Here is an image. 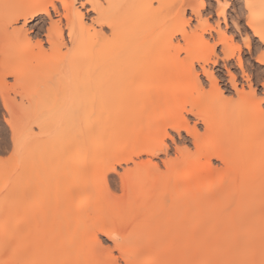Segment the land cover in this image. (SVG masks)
Segmentation results:
<instances>
[{"label": "bare ground", "instance_id": "6f19581e", "mask_svg": "<svg viewBox=\"0 0 264 264\" xmlns=\"http://www.w3.org/2000/svg\"><path fill=\"white\" fill-rule=\"evenodd\" d=\"M77 1L95 14L90 24L75 6ZM159 1L0 0V84L7 87L6 78H12L15 94L23 89L18 94L25 106L15 104L20 110H13L10 96H3L2 103L12 115L7 122L14 152L20 161L31 158L15 174L2 171L0 176L9 175L25 187L30 184V178H25L29 170L38 177L48 168H71L76 158L92 155L90 177L102 180L100 186L90 188L91 192L86 191L90 186H78V196L63 202L67 217L76 218V228L73 226L74 232L68 234L57 227L34 228L30 213L35 212L34 207L41 209L42 199L35 203V198L18 201L1 197L0 212L8 206L16 207L26 217L13 225L0 218V264H119L112 248L104 247L99 235L113 242L124 264H207L208 252L232 250L244 253L242 260L251 258L249 264L264 262L261 219L245 222L240 232H220L210 225L206 233L202 222L222 217L226 211L236 215L237 195L247 182H253V189L264 188V98L258 97L252 87L250 93L240 90L227 70L237 96L227 99L213 73H207L206 66L216 64V44L205 41L208 28L193 42L185 26L191 21L186 20L187 9L197 19L201 17L196 0H188L177 19L183 25L175 34L182 36L183 46L174 45L175 34L166 41L150 35L160 22L154 10ZM244 1L250 14L248 27L264 42L257 35L264 34V0ZM52 12L60 18L58 21L53 22ZM42 15L51 21L45 35L48 49L41 38L32 42L24 34L25 25ZM24 17L28 23L17 27ZM62 18L67 22L65 29L60 24ZM219 42L224 60L238 57L241 65L240 46L225 35ZM246 45L250 49V44ZM181 52L186 54L184 58ZM262 59L260 55L259 63L264 65ZM42 63L46 67L40 70ZM196 63L208 74L209 90L202 86ZM4 86L0 88L2 95L8 90ZM52 86L69 91L43 92ZM62 104L71 108L65 123L54 113ZM189 115L197 120L194 125ZM198 124L203 125V132ZM170 131L179 137L185 132L189 140L183 142L190 143L196 152L188 146L176 147L177 157L163 161L165 170H160L152 158L167 153ZM68 151L73 152L74 160L65 161L63 153ZM142 156L147 160H135ZM214 160L222 167L216 168ZM131 163L132 168L118 172V167ZM112 174L128 186L120 197L109 193ZM231 185H235L236 196L225 201ZM205 200L212 203L213 210L180 218L168 244L172 218ZM134 216L139 217L140 224L132 223ZM234 221V216H227L223 223ZM189 224L193 225L191 230ZM64 236L70 240L64 241Z\"/></svg>", "mask_w": 264, "mask_h": 264}, {"label": "rangeland", "instance_id": "374dc122", "mask_svg": "<svg viewBox=\"0 0 264 264\" xmlns=\"http://www.w3.org/2000/svg\"><path fill=\"white\" fill-rule=\"evenodd\" d=\"M188 0H161L154 4V10L158 12V16L160 18V22L157 23L153 27L154 31H150V35L154 38L157 37L161 41L168 40L172 35H174L177 30L181 28L183 24L178 23L182 16V12L184 7L186 6V2ZM176 2L174 5L173 3ZM201 2L204 3V6H201ZM196 5L200 8V15L201 17L197 19L195 15H193L190 9L186 11V20L190 21V26L185 25L188 33L192 36L193 42H196L199 35H201L202 30L204 28H208L206 33L204 34L205 41L209 42L210 45L216 44V55L215 58L216 64L213 65L210 63L206 66L207 73L214 75L218 80L219 88L222 90L225 98H236L234 92V87L232 86L231 78L227 72V70L231 71V74L234 75L237 82V87L242 90L244 89L246 93H250V87L255 89L256 95L260 98H264V65L259 63L260 55L264 56V42H261L260 39L254 36L251 29L248 27V16H250L248 9L246 8V2L244 0H196ZM221 5H225L221 8ZM57 6L60 9V12H64L62 9L61 3L57 2ZM75 6L84 13L85 23H91V18L95 17V14L92 12H87L85 8H82L80 5V1L75 3ZM201 6V7H200ZM89 8V6H87ZM176 8V9H174ZM182 8V10H181ZM172 10V11H171ZM174 12L173 14L169 12ZM162 12V13H161ZM181 12V13H180ZM221 12H223V16H221ZM178 13V14H177ZM177 14V15H176ZM176 16V17H175ZM179 18V19H178ZM53 22L58 21L60 18L55 17V14L52 12ZM178 19V21H177ZM169 20V21H168ZM87 21V22H86ZM167 22V23H165ZM51 21L45 16L42 15L34 22L25 25V36H28L32 39V42L41 38L43 43V47L48 49V43L46 42L45 35L47 34V30L50 27ZM62 28L65 29V24H67L65 19H61ZM162 24V25H161ZM179 24V25H178ZM159 25L160 28H159ZM17 27L24 26V23H18ZM157 27V28H156ZM196 28V29H195ZM159 29V30H158ZM157 30V31H156ZM107 31V30H106ZM66 32V33H65ZM153 32V34H151ZM155 32V33H154ZM192 32V33H191ZM64 39L66 42L68 41V32L67 30L64 31ZM40 36L38 37V35ZM155 34V35H154ZM171 34V35H170ZM176 35V34H175ZM225 35L228 41L233 42L237 46H240V57H241V65L239 64L238 57L235 59H231L228 61L224 60V56L222 53V46L219 42V38ZM152 38V37H151ZM176 39V40H175ZM233 40V41H232ZM176 43V44H175ZM246 43L250 44V49L247 47ZM184 40L182 36L176 35L174 38V45H184ZM186 54L184 52L180 53V57L184 58ZM1 59V58H0ZM46 67L45 63H42L39 66V69H44ZM200 64H195V69L199 78L202 82V86L209 90L210 88V79L208 74L203 70V67ZM1 68V66H0ZM212 72V73H211ZM7 87L0 84V88L4 86L7 88V92L4 91V94H0V164H1V171H6L7 174H15L18 171V167L22 166L25 162L31 160L29 159H22L20 161V157L14 152L13 147V140H12V132L8 124V119L10 120L12 115L3 106L2 97L3 96H10V98L14 99L13 103V110L19 112L20 106L23 105L20 94L23 92V89H17V93L15 94L14 90L15 87L13 86L14 80L12 78H6ZM47 87V90H43V92L48 93L53 91H64L68 92V89L60 88H53ZM48 91V92H47ZM16 102V103H15ZM15 104H18L15 106ZM264 106V103H263ZM49 107V106H48ZM16 108V109H15ZM70 111L71 108L66 105H60L54 109V113L57 117V120L60 122H68L70 119ZM14 115V114H13ZM188 117V116H187ZM188 120L191 125H194L197 120L189 115ZM198 129L201 132L204 131V127L202 124H198ZM37 130V129H35ZM172 138H166V143L168 145V151L166 154L159 153L156 157L152 158L153 162L157 164L160 170H165L163 161L166 159H175L177 157L175 148H184L188 146L192 153H195V148L190 143H184L183 141L189 140V137L186 135L185 132L182 133V136L179 137L174 131H170ZM90 137V136H89ZM91 138V137H90ZM137 141L134 140L131 144H135ZM206 143L210 142L208 139L205 140ZM62 155V153H61ZM64 157H66L65 161H72L74 160V154L72 151H68L63 153ZM202 161H205L203 157H198ZM94 160V156L88 155L83 158H76V161L73 162V166L71 168H64V167H54L48 168L43 174L38 177H34L36 172L34 170H29L26 174L25 178H30V184L28 186L22 187L21 181L15 183V181L9 175L7 177L0 176V198L8 196L15 200L21 201L23 199H31L35 198V203H40V199H42L41 209L35 210V212H31L32 221L34 228L41 227V229L46 228H60V231L63 233L68 234L74 232L76 228V218L67 217L63 210V202L65 200L75 199L78 196V186L81 187H89L86 191L91 192L92 186H100L102 184V180L100 178L91 179L90 173L92 171V162ZM136 161H145L147 160L146 156H142L140 158H136ZM213 164L216 168L222 167L219 161L214 160ZM134 165L131 163L128 166L124 165L122 167H118V172L122 174L124 169L132 168ZM108 186H109V193L113 196L120 197L122 196L123 190H127V185L124 184L118 175L112 174L108 179ZM234 187L235 185L229 186L225 193V201L234 200L236 195L234 194ZM181 192V189L179 190ZM102 195L105 193L100 192ZM42 196V198H39ZM238 196L237 203L234 205V209L238 212L236 215H233L232 211L224 212L222 217H215V218H208L203 219L202 222L205 221L207 229L204 232L208 233V227L210 225H215L218 231H239L241 230L242 226L245 222H248L252 218H259L261 221H264V188L263 189H253V182L249 181L244 185L242 192H240ZM78 200L75 201L76 204ZM212 203L205 200L199 205H192L189 210L184 212L180 216H174L170 221V232L168 235V244L171 242L175 232V224L180 218L190 217L194 214L197 216H202L204 214H208L210 211L213 210ZM207 209L205 211L204 209ZM32 211V210H30ZM203 211V212H202ZM158 214V216L161 215ZM199 213H203L199 215ZM102 216L101 213H98ZM97 216V215H95ZM227 216H234L235 221L231 223H223L224 219ZM26 215L20 209L16 207H6L5 210L0 212V218L4 219L9 225L15 224V222L19 219L25 218ZM68 219H67V218ZM99 218V217H96ZM143 219V218H142ZM97 219H94V221ZM132 223H137L138 220L140 222L139 217H135L132 219ZM201 221V220H200ZM240 222L238 226H236L237 222ZM143 222V221H142ZM132 223L130 227H132ZM141 223V222H140ZM137 223V224H140ZM194 224V222H192ZM75 227L71 229L72 227ZM138 226V225H137ZM193 225L189 224L188 229L191 230ZM82 227V226H81ZM135 227V226H134ZM133 228V227H132ZM240 232V231H239ZM73 234V233H72ZM68 236H71L68 235ZM68 236H64L63 240L68 241L70 240ZM233 237V236H232ZM72 238V237H71ZM234 238V237H233ZM237 238V237H236ZM99 239L102 242L104 247L112 248L114 255L117 259L119 264H124L123 259L121 258L119 252L114 248V244L111 240L106 238L103 235H99ZM231 239V238H230ZM239 239V238H238ZM242 239V238H240ZM234 239H231V242ZM236 241V240H235ZM239 241V240H238ZM230 242V241H229ZM234 244H236L234 242ZM232 244V245H234ZM168 247V246H167ZM165 247V248H167ZM237 251V252H236ZM233 252H208L206 257V263L214 262V258H218L212 264H249L251 258H247L242 260L241 251L236 250ZM239 251V252H238ZM234 254V256H233ZM264 264V262L262 263Z\"/></svg>", "mask_w": 264, "mask_h": 264}, {"label": "snow or ice", "instance_id": "6c2138e0", "mask_svg": "<svg viewBox=\"0 0 264 264\" xmlns=\"http://www.w3.org/2000/svg\"><path fill=\"white\" fill-rule=\"evenodd\" d=\"M224 6H225V5H221V8H223ZM49 7L52 8V7H55V5H50ZM221 16H223V12H221ZM19 23H28V18H27V17L22 18V19L19 21ZM257 35H259L260 38H261L262 40H264V34H262V33H257ZM261 63H264V59L261 60ZM110 239H118V237H111Z\"/></svg>", "mask_w": 264, "mask_h": 264}]
</instances>
